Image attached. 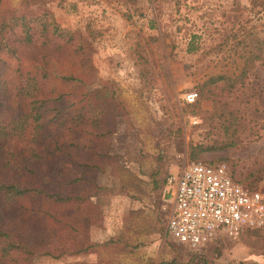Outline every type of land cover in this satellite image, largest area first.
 Listing matches in <instances>:
<instances>
[{
    "label": "rangeland",
    "instance_id": "374dc122",
    "mask_svg": "<svg viewBox=\"0 0 264 264\" xmlns=\"http://www.w3.org/2000/svg\"><path fill=\"white\" fill-rule=\"evenodd\" d=\"M2 1L15 14L45 11L81 33L91 61L83 86L107 101L112 120L90 170L59 163L66 176L83 173L88 194L76 213L74 199L67 203L65 231H51L66 252L30 264H186L212 247L220 249L212 264H254L242 258L264 252V231L197 248L179 244L165 231L160 189L169 172L199 160L223 161L239 183L264 191V50L244 62L256 39L264 43V0ZM71 64L66 58L59 66ZM218 74L227 79L209 84L211 98L200 99L197 85ZM190 92L196 99L186 103ZM1 216L5 225L21 219L11 204Z\"/></svg>",
    "mask_w": 264,
    "mask_h": 264
},
{
    "label": "trees",
    "instance_id": "16d2710c",
    "mask_svg": "<svg viewBox=\"0 0 264 264\" xmlns=\"http://www.w3.org/2000/svg\"><path fill=\"white\" fill-rule=\"evenodd\" d=\"M262 44L256 39L245 63L258 58ZM87 48L79 31L59 27L45 11L15 14L0 0V264H30L34 256L64 254L67 245L54 242L51 231H65L71 199L75 213L82 209V199H88L81 189L83 173L66 176L59 164L90 170L101 156L96 142L111 132L107 101L83 86V72L91 65ZM66 58L72 64L63 69L59 65ZM225 79L224 74L208 77L197 85L198 97L211 98L207 86ZM82 134L87 141L77 144ZM90 188L98 185L92 181ZM4 204L19 211L20 222L1 221ZM263 231L264 225L246 230L256 237ZM219 254L217 247L192 253L186 264H212Z\"/></svg>",
    "mask_w": 264,
    "mask_h": 264
},
{
    "label": "built area",
    "instance_id": "2783aa9c",
    "mask_svg": "<svg viewBox=\"0 0 264 264\" xmlns=\"http://www.w3.org/2000/svg\"><path fill=\"white\" fill-rule=\"evenodd\" d=\"M183 99L192 103L196 93ZM160 197L168 207L166 233L189 247L236 239L264 225V191L239 183L223 161H190L169 172Z\"/></svg>",
    "mask_w": 264,
    "mask_h": 264
},
{
    "label": "crops",
    "instance_id": "0c3cea01",
    "mask_svg": "<svg viewBox=\"0 0 264 264\" xmlns=\"http://www.w3.org/2000/svg\"><path fill=\"white\" fill-rule=\"evenodd\" d=\"M242 260L254 264H264V252L261 253H251L247 252Z\"/></svg>",
    "mask_w": 264,
    "mask_h": 264
}]
</instances>
